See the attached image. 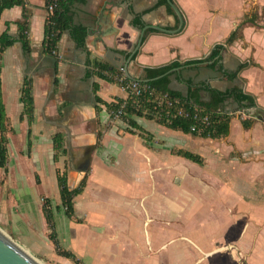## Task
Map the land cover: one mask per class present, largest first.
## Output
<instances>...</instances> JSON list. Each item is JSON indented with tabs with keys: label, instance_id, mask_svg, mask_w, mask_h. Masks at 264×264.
<instances>
[{
	"label": "crops",
	"instance_id": "1",
	"mask_svg": "<svg viewBox=\"0 0 264 264\" xmlns=\"http://www.w3.org/2000/svg\"><path fill=\"white\" fill-rule=\"evenodd\" d=\"M173 1L183 14L182 30L147 29L131 60L143 28L132 23L136 14L144 26L179 27L168 1H77L72 20L86 27L85 45L65 30L54 53L44 46L45 0H28L30 52L18 35L23 7L5 9L0 33L7 31L16 41L0 56L1 99L9 127L7 169H0L14 195L28 206L27 219L40 226L49 245L43 200H50L60 244L86 264H264V81L258 87L251 76H264V58L257 53L259 42L264 44V0ZM251 13L257 17L254 23L247 20ZM240 25L239 37L228 43ZM220 43L225 49L219 63L228 73L248 63L235 79L203 63H186L205 58ZM91 61L118 72L123 68L131 78H139L146 67L179 61L180 66L166 72L170 89L187 96L190 82L219 90L240 85L255 96L260 110L245 128L237 103L227 100L225 110L236 115L229 133L220 138L174 130L145 117H133L134 126L113 118L105 106L126 98L127 89L94 73ZM25 78L32 79L31 124L21 117ZM200 96L207 99L209 94L202 90ZM56 135L64 146L57 159ZM187 141L207 143L208 150L187 149ZM177 149L198 154L203 162L174 153ZM58 172L67 174L71 188L86 179L71 217L62 204ZM42 187H50L51 193Z\"/></svg>",
	"mask_w": 264,
	"mask_h": 264
},
{
	"label": "trees",
	"instance_id": "2",
	"mask_svg": "<svg viewBox=\"0 0 264 264\" xmlns=\"http://www.w3.org/2000/svg\"><path fill=\"white\" fill-rule=\"evenodd\" d=\"M77 1L85 0H45L44 9L46 11V19L44 27V46L49 53H54L56 51L57 44L65 30L70 31L72 38L78 45H85L87 37L86 27L75 24L72 20V6ZM162 2L167 3L166 0H162ZM16 5H21L23 7V21L17 24L19 39L23 44L24 50L30 52L31 46L28 32L32 6L28 0H0V18L5 9ZM169 8L174 12L171 7ZM138 17L139 15L136 14L132 23L144 27L143 22L140 21ZM247 18L248 22L251 23H254L257 19L255 13H251ZM240 28L241 25L231 33L227 39L228 43H232L239 37ZM150 31L155 30L151 29ZM15 41L16 38L7 31L0 33V56L1 53ZM224 49V44H216L205 58L189 60L186 63H203L210 68L221 70L223 77L235 79L239 70L247 66L248 63H241L238 71L232 74L228 73L227 70L223 68L222 64L219 63ZM90 65L94 73L119 83L121 86H124L132 79L138 81L140 86H146L138 95L129 93L126 98H120L113 102L105 103L107 110L113 118L120 117L134 126H136V123L133 117H145L153 119L174 130H181L185 133H192L204 138H220L229 133L230 121L232 117L236 115L234 112L225 110L224 107L227 100L233 99L237 103V111H239L237 115L240 117L245 128H250L254 124L255 117L252 115L243 117V112L249 114L250 110H260L255 96L244 91L240 85H234L226 90H219L211 87L205 82L198 85L190 82L187 96L170 89V78L166 72L180 66L181 63L179 61H173L156 67H146L139 78H131L126 75L125 79L120 82L117 80V76L121 74V72L110 70L105 63L97 61H91ZM158 76L162 77L156 78ZM202 90L208 92L209 97L207 99H203L200 96V91ZM21 99L24 104L21 117L23 118L26 116L28 122L31 124L34 120V97L31 78L24 79ZM96 99L98 102H102L100 97L97 96ZM119 110H121V113H118ZM7 120L5 106L1 99L0 65V168H4L5 170L7 169L8 163L6 132L9 130V127ZM192 126L195 127V130L191 129ZM53 142L55 150L54 157L57 159L59 155L64 153L63 139L56 135L53 138ZM30 145L31 140L29 137L28 146L30 147ZM174 153L197 163L203 162L201 156L188 150L177 149L174 150ZM85 183L86 179H83L78 186L71 188L68 183L67 174H65V172H58L61 200L65 207V212L69 217L75 214V197L82 193ZM43 212L50 229L49 237L57 253L60 256L71 259L75 264H86L79 259L74 252L61 246L55 231L54 212L49 199H44Z\"/></svg>",
	"mask_w": 264,
	"mask_h": 264
},
{
	"label": "rangeland",
	"instance_id": "3",
	"mask_svg": "<svg viewBox=\"0 0 264 264\" xmlns=\"http://www.w3.org/2000/svg\"><path fill=\"white\" fill-rule=\"evenodd\" d=\"M258 45L257 53L260 52V56L264 58V44L259 42ZM262 60L264 61V59ZM251 76H254L256 83L258 84L257 86L260 87V83L264 81V76L258 72H252ZM255 111L256 110H250L249 114L245 112H243V114L244 116H248L252 115ZM262 115L264 116V112ZM236 131H238V129L235 126V134L237 133ZM186 144L188 145L187 149L192 151L196 150L191 147H198V149L202 151L208 150L207 143L200 144L197 142L196 144H193L187 141ZM6 181L7 173L5 170L0 169V228L9 234L16 242L22 245L27 251L38 258L42 264H75L71 259L61 258L57 253L54 244L52 243L49 245L46 234H44L40 226H38L36 222H31L27 219L30 215L29 213H31L27 209L28 206L26 207L25 203L20 202V198L14 195V192L16 193V191H13V185L7 184ZM43 189L46 190L47 188L44 187ZM47 190L48 193H51L50 187ZM61 246L66 248L63 244H61ZM209 262L210 264H219L215 261Z\"/></svg>",
	"mask_w": 264,
	"mask_h": 264
},
{
	"label": "water",
	"instance_id": "4",
	"mask_svg": "<svg viewBox=\"0 0 264 264\" xmlns=\"http://www.w3.org/2000/svg\"><path fill=\"white\" fill-rule=\"evenodd\" d=\"M167 1L173 8L177 17L179 18V27L177 29H167L159 25H145L140 31L137 43L131 52L129 60H131L133 55L140 49L147 29L153 28L169 34H175L178 33L180 30H182L184 23L182 12L180 11L176 3H174L173 0H167ZM88 31L90 32V30ZM128 76L131 77L130 75ZM160 77L162 76H158L156 78H160ZM252 116L257 117L258 115L252 114ZM0 264H42V263L38 258H36L29 251H27L22 245L16 242L9 234L4 232L0 228Z\"/></svg>",
	"mask_w": 264,
	"mask_h": 264
},
{
	"label": "built area",
	"instance_id": "5",
	"mask_svg": "<svg viewBox=\"0 0 264 264\" xmlns=\"http://www.w3.org/2000/svg\"><path fill=\"white\" fill-rule=\"evenodd\" d=\"M125 76H126V74L124 73V70H123V68H122V70H121V74H119V75L117 76V80H118L119 82H120V81H123V80L125 79ZM145 87H146V86H144V85H143V86H140L139 83H138V81L133 80V79L124 85V88L127 89L128 94L131 93V94H133V95H138V94L140 93V91H141L143 88H145ZM118 113H121V110H119ZM243 117H245L244 114H243ZM191 129H192V130H195V127L192 126Z\"/></svg>",
	"mask_w": 264,
	"mask_h": 264
}]
</instances>
